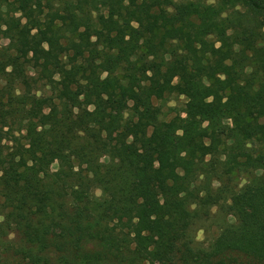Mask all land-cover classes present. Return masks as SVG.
Returning a JSON list of instances; mask_svg holds the SVG:
<instances>
[{"label":"trees","instance_id":"1","mask_svg":"<svg viewBox=\"0 0 264 264\" xmlns=\"http://www.w3.org/2000/svg\"><path fill=\"white\" fill-rule=\"evenodd\" d=\"M2 39L0 264H264V0H0Z\"/></svg>","mask_w":264,"mask_h":264},{"label":"rangeland","instance_id":"2","mask_svg":"<svg viewBox=\"0 0 264 264\" xmlns=\"http://www.w3.org/2000/svg\"><path fill=\"white\" fill-rule=\"evenodd\" d=\"M214 2L215 0H209ZM7 40L2 39L1 44H5ZM46 90V88L44 89ZM43 90V91H44ZM187 99L184 96H179L176 94L166 96L161 100H156L155 104L161 107L162 113L158 121L159 125H164L168 123L175 116L185 114V103ZM56 167V163L52 165V168ZM247 175H241L237 179V184L241 186L246 182ZM97 194L99 190L95 191ZM223 222L232 223L234 218L232 216H225L219 209V207L214 206L210 210V215L208 218L200 225H197L193 232L194 245L197 247H207L209 243L217 236L220 231L221 224Z\"/></svg>","mask_w":264,"mask_h":264}]
</instances>
